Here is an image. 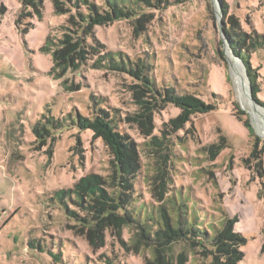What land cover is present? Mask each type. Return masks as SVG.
Here are the masks:
<instances>
[{
  "label": "rangeland",
  "instance_id": "374dc122",
  "mask_svg": "<svg viewBox=\"0 0 264 264\" xmlns=\"http://www.w3.org/2000/svg\"><path fill=\"white\" fill-rule=\"evenodd\" d=\"M88 1L107 9L104 0ZM153 2L148 14L137 15L139 21L93 27L84 38L85 62L74 55L72 66L53 68L51 54L64 32L76 34L67 23L69 13L54 14L50 0H41L40 16L30 4L0 0V264H54L44 257L46 246L59 248L63 259L68 252L74 264H228L232 256L226 250L239 249L238 264H264V48L250 54L251 79L225 36L234 30L264 37V0ZM63 7L74 12L67 2ZM85 7L78 10L87 12ZM47 36L55 43L48 53L41 49ZM110 51L131 69H144L155 90L123 69L93 68L97 55ZM232 61L246 76L244 103L233 82ZM251 80L258 87L256 98ZM168 88L215 108L191 114L174 129L179 109L154 101ZM137 97L152 106L150 113L141 114ZM98 108L115 120V130L135 152V171L121 182L123 188L111 182L113 155L107 145L70 121L76 114L91 118ZM52 116L65 118L64 127H54L47 120ZM90 173L109 196L117 189L130 213L120 209L122 218L104 220L88 232L65 209L93 219L99 213L77 203L93 201L71 192L63 207L54 192ZM146 210L152 220L142 231L133 219L137 211L144 220ZM227 221L244 239L241 246L232 237L215 245L214 232ZM190 222L206 230L209 242L193 236ZM165 223L173 232L165 233ZM159 229L163 235L157 237Z\"/></svg>",
  "mask_w": 264,
  "mask_h": 264
},
{
  "label": "trees",
  "instance_id": "16d2710c",
  "mask_svg": "<svg viewBox=\"0 0 264 264\" xmlns=\"http://www.w3.org/2000/svg\"><path fill=\"white\" fill-rule=\"evenodd\" d=\"M21 4L25 5L30 4L35 9L37 15L40 16L39 5L41 0H19ZM53 13L56 15H63L69 13V17L67 18V23H71L75 26L76 34L71 36L68 33L64 32L63 39L60 41V46H55L52 51V64L53 68L58 66H67L73 65V56L76 55L80 60L84 62L87 59L88 52L85 49V37H89L91 34V30L95 26H101L107 24L111 21H117L121 19H130L132 21H139L138 16L144 17L149 13L148 10L152 8L155 4L153 0H104V3L107 7L95 5L94 3L89 2L88 0H50ZM67 2L71 7L74 8V12L71 11V8H64L63 4ZM85 9L87 12H81L78 10L79 5H85ZM138 15V16H137ZM76 16V17H75ZM65 29L67 26H63ZM25 31V30H24ZM21 32V35L24 33ZM226 32L225 36L229 42L230 49L234 57L240 59L246 66L248 76L253 79V74L250 70H254L252 68L249 57L250 54L260 48H264V37L262 34H253L246 36L245 33L239 31L235 32ZM50 36H47L44 42V45L41 49L45 52H49L50 44L55 45L52 42ZM70 39H74V41H70ZM94 43V42H93ZM93 43L89 42L87 45L90 48H93ZM93 68H119L125 71H128L135 76H141L144 80L149 83L150 90L154 91V83L151 77L144 73V69H140L136 67L135 70L131 69V65L128 61L124 62L120 57L118 52H104V54H98L97 58H95L92 62ZM145 70H148L149 65H142ZM143 72V73H142ZM142 73V74H141ZM138 87V86H135ZM251 88H252V96L256 98L258 87L254 85L253 80H251ZM139 92L137 90L133 91V95H137ZM159 95H161L159 93ZM160 100L162 103H169L172 106L179 109V113L177 118L173 121L174 129L180 127L183 123L187 122L189 116L195 113H207L213 110L215 107L212 104L204 103L200 98L195 96L194 94H185V93H176L173 88H168V92L164 96H160V98H154V101ZM136 103L138 104V109L141 114L144 115L146 113H150L152 111V106L148 105L146 101L142 100L140 97L136 98ZM152 104V103H151ZM143 109V110H142ZM235 114L238 119L242 120L245 126L248 128L249 123L247 118L241 117L243 112L239 110L237 107ZM147 115V114H146ZM50 123L53 124L54 127L61 129L66 124L65 118H54L53 116L48 118ZM71 123H75L81 130H90L94 136L100 137L105 145H107L110 153L113 155V166H114V174L111 175V182L114 183V186H119L123 188L121 182L127 181L130 175L134 173L136 157L135 152L132 149L131 141H127L125 136H121L115 130V120L109 119L106 112L98 108V111L95 116L87 117L85 115L75 116V120L70 117ZM149 116H146V123H149ZM34 131L36 130V125L34 126ZM119 174V177L117 175ZM100 179L93 174H86L80 177L72 187L68 189H59L54 192L57 199L60 203L65 206L63 199L65 197H69V193L73 192L79 198L81 193H84L86 197H89L90 200L93 201V204H85L80 199L79 203L82 207L96 211L98 216H95L93 219L87 218H79L71 211L66 210V213L79 219L84 222L86 225L82 226V229L86 228L88 232L98 230L104 220L108 221V223L112 222L111 219L116 220L117 218H122V214L120 213V209L123 211L126 209V200L118 199L117 189L116 191L109 196L106 194L103 188L99 186ZM176 196V195H174ZM93 197V198H92ZM110 200L113 204L107 203ZM119 200L118 204L116 201ZM176 200L186 207L184 204L183 198L178 196ZM130 210H128V214ZM126 214L124 216L126 217ZM143 218L141 219L140 215L136 211V219H133L134 222L142 228V231H145L149 226L148 220H152L149 216V212L146 210L143 212ZM183 218H179L177 223L179 226L183 224ZM98 224H95V223ZM116 223V222H115ZM167 230L173 232V229L169 227L167 223H165ZM190 228H193L192 234L194 237L199 239L200 241L209 242V238L207 237L206 230L200 229L191 222L188 224ZM168 231V233H169ZM147 233V232H146ZM163 235V230L159 229L156 232V236L160 237ZM232 237L234 239H238V244L244 242V239L240 236L239 233L233 232L232 221L223 222L222 227L214 232V243L218 246L222 238ZM224 242V240L222 241ZM58 247H59V243ZM62 249V248H61ZM43 251V250H42ZM228 256H232L229 259L228 264H238V261L243 258V252L241 249L239 250H226ZM44 257L47 258V261H51V263H61V264H74V257L70 256L68 252L66 253L65 259L61 256V251L59 248L56 250H50L49 246H46ZM49 257V258H48ZM79 264H85L84 261L79 262ZM111 264V262H108Z\"/></svg>",
  "mask_w": 264,
  "mask_h": 264
},
{
  "label": "bare ground",
  "instance_id": "6f19581e",
  "mask_svg": "<svg viewBox=\"0 0 264 264\" xmlns=\"http://www.w3.org/2000/svg\"><path fill=\"white\" fill-rule=\"evenodd\" d=\"M230 69L232 72V76H233L232 78L234 80L233 82L235 84L236 91L240 97V100L244 103L245 95L247 94V80H246L245 73H244L242 67L239 65L238 62L232 61ZM250 108H251V106H250ZM250 112L253 114L254 117L257 116V112L255 111V107H252Z\"/></svg>",
  "mask_w": 264,
  "mask_h": 264
},
{
  "label": "water",
  "instance_id": "95a60500",
  "mask_svg": "<svg viewBox=\"0 0 264 264\" xmlns=\"http://www.w3.org/2000/svg\"><path fill=\"white\" fill-rule=\"evenodd\" d=\"M236 58V57H235Z\"/></svg>",
  "mask_w": 264,
  "mask_h": 264
}]
</instances>
